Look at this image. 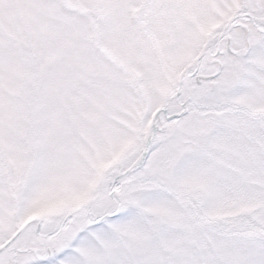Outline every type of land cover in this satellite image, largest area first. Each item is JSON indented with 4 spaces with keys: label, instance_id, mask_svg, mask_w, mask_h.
Here are the masks:
<instances>
[{
    "label": "snow or ice",
    "instance_id": "6c2138e0",
    "mask_svg": "<svg viewBox=\"0 0 264 264\" xmlns=\"http://www.w3.org/2000/svg\"><path fill=\"white\" fill-rule=\"evenodd\" d=\"M0 264H264V0H0Z\"/></svg>",
    "mask_w": 264,
    "mask_h": 264
}]
</instances>
